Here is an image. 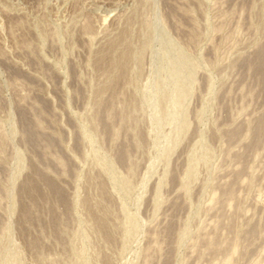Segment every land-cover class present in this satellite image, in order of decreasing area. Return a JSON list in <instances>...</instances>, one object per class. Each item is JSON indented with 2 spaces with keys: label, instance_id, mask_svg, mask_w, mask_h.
<instances>
[{
  "label": "rangeland",
  "instance_id": "obj_1",
  "mask_svg": "<svg viewBox=\"0 0 264 264\" xmlns=\"http://www.w3.org/2000/svg\"><path fill=\"white\" fill-rule=\"evenodd\" d=\"M262 52L264 0H0V264H264Z\"/></svg>",
  "mask_w": 264,
  "mask_h": 264
},
{
  "label": "bare ground",
  "instance_id": "obj_2",
  "mask_svg": "<svg viewBox=\"0 0 264 264\" xmlns=\"http://www.w3.org/2000/svg\"><path fill=\"white\" fill-rule=\"evenodd\" d=\"M263 53L264 52L258 54L257 57L255 58V60L257 61V64H260V67H258L257 65L256 66L258 67L257 69H258V72L261 74V77H262V75H264V57H263ZM261 79L263 80L264 79V76ZM255 132H256V136H255L256 141H259L260 139H263V137H264V118L261 119V121L259 122V124H258L257 129H256ZM32 141H34V140H32ZM32 183H34V182H32ZM32 183H30V185H28L26 187V189H25L26 194H31V193L34 194V192H37V190H38L37 186L31 185ZM47 184L50 187V190L53 192L54 196L56 197V200H58L59 202H64L63 200H65V198H64L63 193L60 191V189H58L57 186L53 182H51V181H48ZM24 213H25V216H26V215L29 214V211L26 209Z\"/></svg>",
  "mask_w": 264,
  "mask_h": 264
}]
</instances>
